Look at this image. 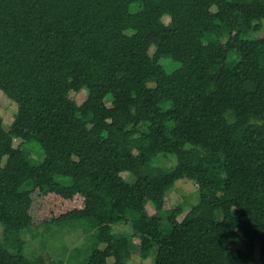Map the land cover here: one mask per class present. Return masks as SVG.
I'll return each mask as SVG.
<instances>
[{
  "label": "trees",
  "instance_id": "1",
  "mask_svg": "<svg viewBox=\"0 0 264 264\" xmlns=\"http://www.w3.org/2000/svg\"><path fill=\"white\" fill-rule=\"evenodd\" d=\"M262 31L264 0H0V91L17 106L0 126L6 234L82 220L94 233L79 264H127L134 238L153 264H264V37L249 38ZM166 56L180 64L170 74ZM181 180L199 199L178 221L181 206L163 209ZM22 248L0 246V264H64Z\"/></svg>",
  "mask_w": 264,
  "mask_h": 264
},
{
  "label": "rangeland",
  "instance_id": "2",
  "mask_svg": "<svg viewBox=\"0 0 264 264\" xmlns=\"http://www.w3.org/2000/svg\"><path fill=\"white\" fill-rule=\"evenodd\" d=\"M138 9V6L132 5L130 11L134 12ZM170 21L168 16L162 18V22L167 24ZM264 37V31L256 35H250L249 38ZM155 51L154 46L149 50V55L152 56ZM238 61V56L234 52H230L224 65L226 68H232ZM160 66L165 70L167 74L172 73L180 67V64L172 60L170 57H163L159 61ZM147 87L153 88L154 83L150 81L147 83ZM69 98L74 101L78 106H81L87 99V91L82 90L79 93H70ZM106 106H110L109 102H106ZM170 107L169 103L161 104L163 110ZM17 112V106L12 102L2 91H0V126L5 130L9 128L13 122ZM20 143L19 140L14 141V146ZM23 151L28 160L38 164L44 159L43 152L38 143L31 141L25 143ZM172 160L174 158L169 156ZM162 155H159L154 165L160 167H170L171 160L168 158L163 159ZM4 162V161H3ZM121 177L126 181H132L127 173H122ZM55 181L68 185L71 180L69 177L55 176ZM198 188L195 183L188 180L177 181L173 188L166 194L163 211L173 210L174 208L181 206L183 208L182 214L178 217V221H181L185 214L188 213L190 207L198 202ZM149 215L155 214L153 207L148 204L146 207ZM90 227V224L82 220H68L57 225H44L38 228H30L19 231H9L7 234L5 228L0 225V246L5 247L8 251H14L15 239L18 238L23 243L22 254L28 260H32L38 256L51 259V260H63L64 264H79L85 260L90 253V246L92 243L91 236L94 233ZM162 231L167 233L170 229L166 220L162 223ZM115 233H128L132 235V231L129 225L119 224L114 227ZM237 234H239L237 232ZM133 248L131 249L130 256L127 264H153L154 251L146 258L142 259L139 254L138 246L140 240L134 238ZM224 241L234 248H241L240 237L224 238ZM104 246L101 245L100 249ZM256 254H258V245L255 246ZM255 254V257H256ZM112 260L109 259V262ZM253 264H257L254 260Z\"/></svg>",
  "mask_w": 264,
  "mask_h": 264
}]
</instances>
